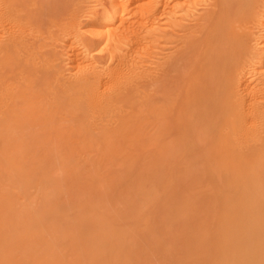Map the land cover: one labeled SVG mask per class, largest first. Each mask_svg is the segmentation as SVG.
Returning a JSON list of instances; mask_svg holds the SVG:
<instances>
[{
	"label": "bare ground",
	"instance_id": "bare-ground-1",
	"mask_svg": "<svg viewBox=\"0 0 264 264\" xmlns=\"http://www.w3.org/2000/svg\"><path fill=\"white\" fill-rule=\"evenodd\" d=\"M29 1L0 0V264H149L151 252L161 257V264H252L251 259L257 255L261 256V262L256 258L255 261L264 264V82L259 79L258 83L256 78L255 83L250 79L251 69L258 64L259 67L264 66V34L256 36L263 47L258 52L256 48H251L253 43L251 47L248 46L250 42L247 43L246 38L250 30L247 29L248 34L245 32L248 25L258 23L264 33V0H208L203 13L193 18L196 24L184 26L187 31L182 28L186 33L181 38L177 35L179 41L175 40L178 42L176 44L179 46L180 42L181 45L171 52L165 62L158 64L160 67L154 73L148 70L151 67L146 60L142 59L141 62L148 65L147 70L151 74L145 68L141 70L142 67H136L139 62L136 65L133 63L134 58L137 59L135 56L133 58L135 50L133 55L131 49L127 55L122 50V55L115 48L111 52L107 50L108 54L105 52V59H110L111 63H108L109 60L108 67L107 64L103 65L105 69L99 66L98 69H103L99 76H91L86 73L90 71H84L82 76L76 77L75 82L73 79L72 85L58 82L53 91L49 82H55L56 78L54 81L48 78L46 85V74L45 79L38 77L36 72L32 73L35 77L31 75L32 58L38 61L35 57L40 52V49L36 51L35 46L32 48L30 37L23 36L31 25L27 29V26H23V33L19 29L23 20L21 23L18 21L19 28L16 26L18 12L27 9V6L24 8L21 5L25 10L20 11L17 4ZM43 1L40 0L41 7L45 4ZM63 1L65 3L66 0ZM63 1V6H60L56 0L57 4L52 0L54 6H48L50 10L46 8L54 20L66 13ZM107 1L120 19L117 21L119 25L103 29L107 24L102 23L103 27L100 24L102 28L96 29L97 35L104 41L106 33L108 36L110 31L117 30L118 35L114 34L115 37L120 34L118 41L141 39V36H137V31L141 29L138 25L139 29L136 30L133 13V19H129L128 14L126 19L125 12H128L127 7L133 12L136 6L139 9L134 13L141 15V10H144L146 14V8L150 5L152 10L154 6L151 5L152 0L150 3L145 1L146 6L140 3L141 0H136V4L135 0ZM167 2L164 4L162 1L166 7L169 6ZM173 2L177 4L180 1ZM127 3L135 4L134 10L129 4L126 6ZM187 5L190 6V3ZM41 13L44 15V12ZM21 15L26 16L24 12ZM31 17H28L30 21L33 20ZM43 17L42 20H45ZM62 19L65 20L64 17ZM99 21L102 22L101 19ZM128 21L136 24L134 27H129L131 22L127 25L128 29H132L130 35L124 30L127 28L123 29ZM43 22L39 21L41 24ZM141 23V27H145ZM65 26L67 28V24ZM135 27L136 31H133ZM118 28L123 29L126 35ZM41 29L45 31L43 27ZM172 36L175 35L171 34L170 38ZM96 43L99 44L98 41ZM116 45L120 46L118 43ZM44 52L46 56L49 50ZM135 55L138 56L137 53ZM79 56H75V59ZM46 57L47 60L51 58ZM81 58L83 56L79 60ZM81 61L78 63L83 65ZM87 64L84 68L88 67ZM259 70L253 73L261 74L259 72L262 70ZM19 71L23 74L18 75ZM261 76L264 78V75ZM47 98L54 106H51L52 109H46L49 103L44 106ZM60 107H64L63 110L65 107L71 108L78 114L85 112L87 116L90 113L92 119L93 114L98 117L102 115L100 122L105 120L106 124L100 126L98 121L95 122L100 126L97 132V128L94 130L91 126L93 134L98 133V138L92 134L94 141L89 142L100 144L103 147L101 152L105 155L115 149L124 152L132 149L139 157L151 158L149 167L143 163L133 171L132 154H125L124 170L120 177L117 176V191L112 199L124 205V215L110 213L106 206L108 199L102 191L104 180L92 172L88 174L90 178L81 177L75 170L78 168L71 165L73 160L69 161L73 156L66 158L69 149H66L65 157L60 154H57V158L51 156L52 140L50 144L45 139L49 135L46 131L50 132L45 129L48 128L45 123L48 117H60L57 114ZM124 107L127 110L122 111L125 112L120 116L123 119H119L121 122L115 125V117ZM68 113H65L66 116ZM73 115H69V121L77 117ZM50 120L53 123V118ZM76 120L79 121L78 118ZM114 120L115 127L110 123ZM91 122L94 123V120ZM85 127L83 129L91 136L90 125V131ZM79 128L77 134L80 135L84 131L81 126ZM52 129H55L52 130L54 133L59 131L58 128ZM71 131L75 132L76 129L71 128ZM86 136L85 142L83 135L81 140H76H79V149L81 146L85 149L90 147L88 145L92 146L87 143L92 136ZM30 157L33 158L32 162L28 160ZM73 165L76 167V164ZM57 171H64L66 178H55L53 175ZM147 182L148 191L144 192ZM178 183L180 188L177 190ZM33 185L41 187L36 204L29 192ZM159 191L163 192L162 197ZM65 192L71 194L72 199L60 202ZM151 202L154 203L150 207ZM119 217L122 220L130 219L132 224L119 226Z\"/></svg>",
	"mask_w": 264,
	"mask_h": 264
},
{
	"label": "rangeland",
	"instance_id": "rangeland-1",
	"mask_svg": "<svg viewBox=\"0 0 264 264\" xmlns=\"http://www.w3.org/2000/svg\"><path fill=\"white\" fill-rule=\"evenodd\" d=\"M31 1V2H30ZM29 2H27L26 4H20V5H18L17 4V6H18V8H19V10L21 11L22 9H24L25 8V6H27V9H26V11H22V12H18V17H17V20L14 22V24H16V26L18 27L19 26V24L21 23V20H23L22 21V23L20 24V28L19 29H21V32L23 31L22 29H24L25 30V28H22L23 26L25 27V26H27L26 27V29L28 28V30H25L24 31V34L25 35H23L25 38H28V37H30V39H29V41H31L30 42V45L32 46V48L34 47V48H36L35 50L36 51H38L39 49V51L40 52H38L37 54V56L35 57L36 59H39L38 61L36 60L35 61V59L34 58H32L33 59V63L31 62V66H32V64H33V66L31 67L32 69H31V75L32 76H34L35 74H32V73H34V72H36V74H37V76L38 77H40V76H43L44 77V79L46 78V76H45V74L47 75V78H46V85L48 84V78H49V80L51 79V80H53V79H55V82H52V83H50L49 82V85H50V89H51V91H53V88H54V85H56V83H58V84H62V85H65L66 84V86H68V85H72L71 83H74L76 80H77V78H79L80 76H82V73L84 74L85 72L84 71H90V72H86V73H88V74H92L91 76H99L102 72H101V69L103 68V69H105L106 68V66H103V65H105V64H107V67H108V63L110 64L111 63V60L110 59H105L106 57V53L105 52H107V50L109 51V52H111L110 50H114L115 48H116V52L117 53H121L122 55H124V52L122 51V50H124L125 51V54L127 55V53L129 52V54H130V51L132 50V52H131V54L133 53H135V52H133L134 50L136 51V53L138 54V56H136L135 54L133 55V58H134V56L135 57H137V59L136 58H134V64L136 65V64H138L137 62H139V64L138 65H136V67H138V68H140L141 69V67H142V69L141 70H144V68H145V70L147 71V73L148 74H151V72L153 71V73H154V70L155 71H158V64H162L163 62H165V60L167 59V57L171 54V52H174L176 49H178V47L181 45V43L179 42V46H178V44H176V43H178L177 41H179V37L181 38V36L183 35V34H185L186 33V27H188L189 25H195L196 23L195 22H197L196 20H194V19H196L197 18V15H199V14H202L203 13V11H204V9H205V7L208 5V0L206 1H204V0H184L185 1V3H184V1H183V3L185 4H183L182 3V1L181 0H179L180 2H178L177 4L176 3H174L173 2V0H169V2H167L166 0H152L151 1V5L153 6V7H155V8H153L152 7V10H150L151 8H149V6L146 8V14H145V12H144V10H141V13H143V14H141L140 15V13L139 12H135L134 13V11H136V9H139L138 7L136 8V6H134L136 3H138L136 0V2H135V4H133L132 5V3L131 4H129V3H127V5L126 6H128V4L130 5V7H132V9L135 7V10L132 12V10L129 8V7H127V9H128V12L126 13L125 12V17H126V19H127V15L126 14H128V17H129V19L130 18H132V16H133V18L136 20V24H137V26H136V24L135 23H133V21H135V20H133V21H130L131 22V24H130V22L128 21V22H126L124 25H125V27H124V25H123V29L124 28H127L128 26V24H130L129 25V27H131V25H133V27L134 26H136L137 27V29H136V27L133 29V31H136V30H138L139 29V27H140V29L141 30H139V31H141L140 33H139V31H137L138 32V35L137 36H141L142 38V40L141 39H135V38H132V39H130V41H133V44H134V42H135V44H136V46H135V44L134 45H132V42L130 43V41L128 42V39H121L122 38V36L120 37V39L121 40H119L118 41V37L120 36V34H119V36L118 37H115V34H114V32L116 33V36L118 35V32H116L117 30H115L114 32H112V31H110V35L111 36H113V34H114V36L113 37H111L110 35H108L107 36V33H106V35H105V38H103L104 39V41L101 39V37H100V35L98 36L97 35V31H96V29L97 30H100L102 27H103V24L102 23H104V24H107V27H104L103 29H107L108 27L109 28H116V26L118 27V25H119V22L117 23V21H120V19H119V17H116L115 16V13H113L114 12V10H113V7L111 6V4L109 3V1H107V0H66L65 1V3H64V1H63V4H65L64 6L66 7L65 9L66 10H64L66 13H62L63 14V17L65 18V20L64 19H62L63 17H62V15H61V17L60 18H58V20L57 19H53V17H51L50 16V14H48V9H46V8H49L50 6H54V3H56L58 0H56V2H55V0H54V3L52 2V0H42L43 1V3H45V4H43L42 2V4H43V7H41L40 6V0H30ZM35 1V2H34ZM49 1H50V3H49ZM60 1V0H59ZM57 2L60 6H63L62 5V1H60V2ZM103 1V2H102ZM132 1V2H133ZM145 1H147V2H149L150 0H141L140 1V3H145ZM155 1V2H154ZM162 1H163V3L164 2H167L168 3V5L169 6H167L166 7V5H164V4H166V3H162ZM177 1V0H176ZM188 1V2H187ZM200 1V2H199ZM36 2H38V3H36ZM46 2H48V4L46 3ZM66 2H71V4L69 5L68 3H66ZM146 2V3H147ZM158 2V3H157ZM171 2V3H170ZM175 4V6H174V4ZM207 2V3H206ZM30 3H32V5H33V7H31L32 5L29 4ZM56 3V4H57ZM107 3V4H106ZM146 3H145V6H146ZM150 3V2H149ZM152 3H154V4H152ZM157 3V4H156ZM170 3V4H169ZM179 3H181L180 5H179ZM190 3V6H188L187 4H189ZM196 3V4H195ZM35 4H37L38 6V8L37 7H35L36 5ZM41 4V5H42ZM69 5V7L71 8H69V7H67V5ZM106 4V5H105ZM21 5H24L23 7L21 6ZM45 5H47L46 7H45V9H44V6ZM58 5V6H59ZM104 5H105V7H104ZM173 5V6H172ZM176 5H177V7H176ZM196 5V6H195ZM205 5V6H204ZM31 7V11L28 9L29 7ZM49 6V7H48ZM56 6V5H55ZM107 6V7H106ZM134 6V7H133ZM157 6V7H156ZM159 6V7H158ZM188 6V7H187ZM20 7H22V8H20ZM35 7V8H34ZM151 7V6H150ZM161 7V8H160ZM167 9H166V8ZM170 7V8H169ZM171 7H172V9H171ZM174 7V8H173ZM39 8H41V9H39ZM43 8V9H42ZM67 8H69L68 10H67ZM177 8V9H176ZM189 8V9H188ZM38 9L39 11L40 10H43V11H40V12H37L36 10ZM157 9V10H156ZM161 9V10H160ZM171 9V10H170ZM175 9V10H174ZM242 9H245V7H243ZM18 10V11H19ZM25 10V9H24ZM28 10V11H27ZM35 12H34V11ZM45 10V11H44ZM49 10H50V8H49ZM71 10V11H70ZM148 10V11H147ZM170 10V11H169ZM263 10V8H261V11ZM30 11V12H29ZM63 11V12H64ZM140 11V10H139ZM156 11H158L157 13H156ZM162 11V12H161ZM165 11H168V13L167 12H165ZM175 11V12H174ZM23 12H24V14H26V16L25 15H21V14H23ZM41 12H44V15H45V17H43L44 15H43V13H41ZM131 12V13H130ZM154 12V13H153ZM19 13H21V14H19ZM67 13L69 14V15H67ZM132 13H133V15H132ZM137 13V14H136ZM147 13H148V16L150 15V14H154V16H149V18L147 17ZM32 14V15H31ZM35 14H39L40 16L42 15V17L43 18H45V22H43V20H42V17L41 18H39L37 15H35ZM64 14H66L67 15V17H65L66 15H64ZM109 14H110V17H109ZM130 14V15H129ZM172 14V15H171ZM30 15V16H29ZM35 15V16H34ZM48 15V16H47ZM108 15V16H107ZM132 15V16H131ZM135 15V16H134ZM142 15H143V17H142ZM20 16V17H19ZM31 16H33V20H31L30 21V19H32V17ZM38 17V19H41V20H39L40 22L42 21L43 23L41 24V23H39V21H38V19H37V17ZM47 16V17H46ZM104 16V17H103ZM114 16L117 18H114ZM131 16V17H130ZM136 16H138V18H136ZM23 19H22V18ZM24 17H26L27 19H28V17H31L30 19H28V22L25 20V18ZM34 17H36L35 19H34ZM50 17V18H49ZM111 17L113 18V20L111 19ZM144 18V21H147L146 23L144 22V21H142V18ZM153 17V18H152ZM47 18H49V20L47 19ZM96 18V19H95ZM132 18V19H133ZM141 18V19H140ZM148 18V20L150 19V21H148V20H145V19H147ZM194 18V19H193ZM62 19V20H61ZM95 19V20H94ZM101 19V21L102 22H100L99 20ZM114 19H116V20H114ZM119 19V20H118ZM128 19V20H129ZM152 19V20H151ZM47 20V21H46ZM111 20V21H110ZM137 20H141L140 22H142L141 24H144L143 26H145V27H141L142 25H140L139 23V21H137ZM18 21H20V23H18ZM25 21V23L24 24H26V25H24L23 24V22ZM32 21L34 22L33 24H35L36 22H37V24H40L41 26L39 27V25L37 26V24L36 25H32ZM61 21H63V22H61ZM98 21H99V23H98ZM127 21V20H126ZM55 22V23H54ZM57 22V23H56ZM60 22L62 23L61 25H58V24H60ZM66 23L67 24V28H66V24L65 25H63V23ZM75 22V23H74ZM115 22V23H114ZM173 22V23H172ZM255 22V21H254ZM253 22V23H254ZM46 23V24H45ZM48 23V24H47ZM115 24V26H113L114 24ZM173 25H172V24ZM175 23V24H174ZM252 22H250V24H251ZM50 24H53V25H50ZM55 24V25H54ZM100 24H102V27H100L99 25ZM110 24H112L111 26H108V25H110ZM42 25H45V26H42ZM50 25V26H49ZM138 25H139V27H138ZM152 25H154V26H152ZM188 25V26H187ZM252 25V24H251ZM248 25V27L247 28H245L246 30H245V32L246 31H249L250 32V34H252V32L251 31H253V33L254 34H252V35H250V34H248V32H246L247 34H248V37L246 38V40H247V43L248 42H250L249 43V47H251V43H253V45H252V47L251 48H256L257 50H258V52L259 51H261V48H263L262 47V44H260V43H258V39H257V37H260V35H263L264 33H262V29L261 28H259V27H261V25L260 24H258V23H256V24H254V25ZM260 25V26H259ZM39 27V30H38V28L37 27ZM56 26H58V27H56ZM61 26V27H60ZM72 26V27H71ZM96 26H98L99 27V29H98V27L96 28ZM184 26H186L185 28H184ZM253 26H255L256 28H258V29H256L255 27H253ZM34 27H36L35 29H34ZM41 27H43V29H45V31H42V29H41ZM47 27V28H46ZM49 27V28H48ZM52 27H54V28H52ZM56 27V28H55ZM63 27H65V30H63L64 28ZM119 27H122V26H119ZM132 27V28H133ZM146 27H148V28H146ZM151 27H152V29H151ZM169 27V28H168ZM32 28V29H31ZM51 28V29H50ZM63 28V29H62ZM142 28L144 29V30H142ZM154 28H155V30H154ZM159 28V29H158ZM182 28H183V30L185 29L186 31H184V33H183V30H182ZM253 28H254V30H253ZM47 29V30H46ZM55 29V30H54ZM68 29V30H67ZM118 29H120L121 31H122V33L124 34L125 32H124V30H126V32L128 31V34L130 35L131 34V31H132V29L131 28H127V29H121V28H118ZM130 29H131V31H130ZM136 29V30H135ZM156 29H158V30H156ZM189 29V28H188ZM247 29H249V30H247ZM31 30V31H30ZM41 30V31H40ZM154 30V31H153ZM174 30V31H173ZM180 30V31H179ZM182 30V31H181ZM261 31V33L259 32V31ZM29 31V32H28ZM32 31L34 32V33H32ZM37 31V32H36ZM96 31V32H95ZM106 32L108 31V30H105ZM119 31V30H118ZM130 31V32H129ZM143 31H145V33L146 34H144V32ZM150 31V33L149 34H147L148 32ZM153 31V32H152ZM42 32V33H41ZM51 32V33H50ZM181 34H180V33ZM23 33V32H22ZM30 33V34H29ZM38 33V34H37ZM45 33V34H44ZM95 33H96V35H95ZM121 33V35H123ZM143 33V34H142ZM256 33V34H255ZM260 33V34H259ZM37 34V35H36ZM42 35V36H39V35ZM109 34V33H108ZM140 34V35H139ZM142 34V35H141ZM153 34H154V36H153ZM171 34H173V35H175V36H172V38H170L171 37ZM257 34H259V35H257ZM28 35V36H27ZM32 35H36V37L35 36H33L32 38H31V36ZM44 35V36H43ZM124 35H126V34H124ZM123 35V36H124ZM150 35V37H148V36ZM177 35H179V37H177ZM27 36V37H26ZM111 38H113L112 40L110 39V37ZM147 38H146V37ZM167 36H168V38H167ZM250 36H252L253 38H251ZM257 36V37H256ZM109 37V38H108ZM115 37V38H114ZM155 37V39H153ZM166 37V38H165ZM262 37V36H261ZM39 38H42V39H39ZM99 38L101 39V40H99ZM118 38V39H117ZM140 38V37H139ZM134 39H135V41H134ZM33 40V41H32ZM36 40H38V41H36ZM117 40V41H116ZM175 40H177V41H175ZM250 40V41H249ZM255 42H254V41ZM257 40V41H256ZM36 41V42H35ZM94 41H98V43L99 44H97L96 42H94ZM114 41L116 42V44L118 43L120 46H118V45H116L115 43H114ZM124 41H125V43H124ZM102 42V43H101ZM106 42H107V44H106ZM120 42V43H119ZM127 42V43H126ZM34 43H36V44H34ZM40 45H39V44ZM114 44V45H113ZM125 44V45H124ZM257 44V45H256ZM259 44V45H258ZM121 45H122V47H121ZM124 45V46H123ZM133 46V47H130V46ZM175 45H177V46H175ZM254 45H256V46H254ZM115 46V47H114ZM126 46H128V47H126ZM135 46V47H134ZM174 46V47H173ZM38 47V48H37ZM106 47H107V49H106ZM109 47V48H108ZM120 48V49H118L117 50V48ZM130 47V48H129ZM123 48V49H122ZM132 48H134V49H132ZM137 50H136V49ZM128 49V50H127ZM129 49H131V50H129ZM173 49V50H172ZM260 49V50H259ZM48 50H49V52H48ZM105 50V51H104ZM44 51H46V52H48V53H46V56H48V57H53L52 59L51 58H48V60L46 59L47 57L45 56V52ZM77 51L79 52V55L77 54ZM128 51V52H127ZM149 51V52H148ZM42 52V53H41ZM109 52H107V54L109 53ZM75 53H76V55H75ZM119 53V54H120ZM44 54V55H43ZM128 54V55H129ZM40 55V56H39ZM42 55L45 57V59H44V57H42ZM54 55V56H53ZM105 55V56H104ZM141 55V56H140ZM75 56H79V57H82L83 56V58H81L80 60H79V57H77L76 59H75ZM85 56V57H84ZM139 56H140V58H139ZM143 56V57H142ZM55 57V58H54ZM102 57H104V59L102 58ZM129 57H130V55H129ZM132 57V56H131ZM142 57V58H141ZM40 58H41V60H40ZM140 60H139V59ZM164 58V59H163ZM55 59V60H54ZM84 59V60H83ZM89 59V60H88ZM103 59V60H102ZM136 59V60H135ZM143 59V61H145L146 63H149L148 65H149V67H151V68H153L154 66H155V64H157L155 67L157 68H155L154 67V69H149L148 68V65L147 64H145V62H144V65H143V61L141 62V60ZM44 60V61H43ZM46 60V61H45ZM84 62H82V61ZM110 60V61H109ZM150 60V61H149ZM162 60V61H161ZM42 63H41V62ZM51 61V62H50ZM79 61H81L82 62V64L83 65H81V64H79L78 62ZM92 61V62H91ZM109 61V62H108ZM152 61L154 62V63H152ZM87 62H88V64H87ZM90 62V63H89ZM104 62H106V63H104ZM108 62V63H107ZM136 62V63H135ZM152 64H151V63ZM40 63V64H39ZM44 63V64H43ZM85 63L88 65V67H85L84 68V66H85ZM140 63H141V66H139L140 65ZM35 64V65H34ZM49 64V65H48ZM80 65L79 67L78 66H76V65ZM90 64L91 65H93V66H91L90 67ZM152 66H151V65ZM37 65L39 66V67H37ZM51 65V66H50ZM86 65V66H87ZM102 65V68L101 69H98L99 68V66H101ZM259 65V64H258ZM258 65H256V66H258ZM35 66V67H34ZM50 66V67H49ZM82 66H83V68H82ZM98 66V67H97ZM147 66V67H146ZM256 66H255V68H253V69H251V71H253V72H257V71H255L256 69H260V70H262V72L264 71V66H261V67H257L256 68ZM43 67H45V68H43ZM97 67V68H96ZM160 67V66H159ZM34 68V69H33ZM37 69V71H36V69ZM40 68V69H39ZM79 68H81L82 69V72H81V69H79ZM91 68V69H90ZM93 68V69H92ZM147 68H148V70H151V72H149L148 70H147ZM48 69V70H47ZM86 69V70H85ZM102 69V70H103ZM96 70H98V72L96 71ZM100 70V71H99ZM259 70V71H260ZM258 71V72H259ZM43 72V73H42ZM81 72V73H80ZM92 72V73H91ZM253 72H251L250 73V75L253 77V75H255V78L253 77V79H252V77L250 76V79H251V82H252V80L254 81V79L256 80V78H257V82L259 83V79H261V80H263V81H261L262 83L264 82V78H262V76L261 75H264L261 71L259 72V73H261V74H258V73H253ZM19 74L18 75H20V74H23V72L22 71H19L18 72ZM51 73H52V75L53 76H55V77H53V76H51ZM78 73H79V75H78ZM98 73H100L99 75H98ZM43 74V75H42ZM81 74V75H80ZM48 75H49V77H48ZM57 75V76H56ZM36 76V75H35ZM34 76V77H35ZM51 76V77H50ZM78 76V77H77ZM260 76V77H259ZM31 77V76H30ZM77 77V78H76ZM264 77V76H263ZM73 79H74V82H73ZM76 79V80H75ZM54 81V80H53ZM255 82V81H254ZM257 82H255V83H257ZM260 82V83H261ZM261 85V87H263V84H260ZM44 88H48V87H44ZM264 88V87H263ZM50 90H48V92L49 93H52ZM49 98H47V100H48ZM46 99H45V102H44V106L46 107V104H48V106L46 107V109H52V107H54L52 104H50V99L47 101ZM44 101V100H43ZM46 103V104H45ZM52 106V107H51ZM68 107H70V106H68ZM68 107H65L66 109V111L65 110H63L64 109V107L61 109V107L59 108V109H57V112H58V110H59V112L57 113L60 117H57V118H55V117H52L53 118V123H52V121L50 120V119H52V118H50V117H48V121H49V123H48V121L46 120V123L45 124H47L46 125V127H48V128H45L46 130L47 129H49V131L50 132H53V131H55V129L53 130L52 128H58L59 129V131L61 132H59L58 130H56V132H57V134H56V132L54 133V134H56V135H54L53 133H48V130L46 131L47 133L46 134H49L48 136L46 135V137H45V139L46 140H49V142H50V144H51V141L50 140H52V145H51V148H52V153H53V155H51V153H50V151H49V153H50V155L51 156H54L55 158H57V154H60V156L62 155V156H64L65 157V155H66V149H69L68 150V154H69V152H70V154L68 155H66V158L68 159L69 158V156H73L72 157V159H69V161H71L72 162V160H73V164H76V167H74V165L73 164H71L72 165V167L73 168H78V169H75V170H78V172H79V174H80V176L82 177L83 176V178L84 179H86L85 177L87 176V178H90V177H88V174H90V172H92L93 174H95V175H97L98 177H100L101 178V180L105 183V184H103L102 185V188H103V192H104V195L107 197V199H108V201L106 202L107 203V205L106 206H108L107 207V209L110 211V213H113V214H118V213H122L121 215H124V212L126 211V208L124 207V205L123 204H121V203H119V202H115L114 200H112L113 198H115V195H116V191H117V189H116V185H118V180H119V177H120V174L122 173V171L124 170V159H125V154H127V155H129V154H132V158L134 159H132L131 157H130V160H131V164H133L132 166H133V171H135L136 170V167L140 164H142L143 165V163L144 164H146V166H150L151 165V162H152V160H151V158H149V157H147V156H143V157H139L137 154H135V152H133L132 151V149H127L125 152L124 151H121L120 149L118 150V149H115V150H113L109 155H105V153L104 152H101L102 151V146H100V144L98 145V144H96V143H91L92 142V140L94 139V134H95V132H94V134H93V130L92 129H94V130H96V128H97V130H96V132L98 131V128L101 126V124L102 123H105L106 121L105 120H103V121H101L100 122V119H101V116L102 115H99V117H98V115L96 114H93V119L91 118L92 116L90 115V113H88V115L89 116H91V117H89V116H87L86 114H85V112L82 114H78V113H74L72 110H71V108H68ZM56 108V107H55ZM67 108H68V110H67ZM193 108H191L190 110H192ZM124 110H127V108L126 107H124V109H122V110H119V112H118V114H117V116L115 117V120H116V122H115V120L114 121H112V122H110L111 123V126L114 124V122H115V125H117L118 123H120L121 122V120L123 119V118H121L120 116L122 115L123 116V114H125V112H122V111H124ZM62 112V113H61ZM70 114H69V113ZM61 113V114H60ZM68 113V115L66 116V114ZM64 114V115H63ZM72 114H74L73 115V117H75V116H77L76 118H71L70 120H72V121H69L68 120V118H70V116H72ZM55 115H56V113H55ZM70 115V116H69ZM95 115V116H94ZM82 116H85V117H82ZM119 116V117H118ZM60 118V119H59ZM78 118V120L79 121H77L76 119ZM79 118H81V119H79ZM83 118H85L84 120H83ZM98 120H97V119ZM104 118H105V116H104ZM64 119H66V120H64ZM91 119V120H90ZM119 119H121V120H119ZM59 120H60V122H59ZM69 122H68V121ZM81 120L83 121V122H81ZM87 120V121H86ZM94 120V123L93 122H91V121H93ZM78 122V124L76 123V122ZM99 123H98V122ZM120 121V122H119ZM57 122V123H56ZM68 122V123H67ZM92 123V125L90 124V123ZM95 122H97L98 123V125H100V126H98V125H96L97 123H95ZM123 122V121H122ZM109 123V124H110ZM54 125V126H52V125ZM57 125V127H55L56 125ZM80 124V126L82 127L81 129H83L85 126V128H86V130L88 129V126L90 125V129H91V126H93V128L91 129V136H92V138H91V136H90V134H89V132H86L85 131V129H83V131H84V133H88V134H85V135H88V136H86L87 138L89 137V138H91V139H88V142L87 143H90V144H92V146L91 145H88V146H90V147H88V148H86L85 149V147L83 146H81L80 147V149L81 148H83V149H85L84 151L83 150H80L79 149V147L77 146V145H79V140L78 141H76L77 139H82V135H83V139H84V142H85V139L86 138H84L85 137V135H84V133H80V135H79V133L77 134V132H78V130L80 129L79 127L80 126H77V125H79ZM84 124H86V125H84ZM106 124V123H105ZM59 125V126H58ZM84 125V126H83ZM115 125H113V127H115ZM95 126V127H94ZM97 126V127H96ZM61 128H63V130L61 129ZM71 128L72 129H76V131L75 132H73V131H71ZM51 129V130H50ZM90 129H88L89 131H90ZM53 130V131H52ZM62 130V131H61ZM64 131V132H63ZM82 131V130H81ZM59 132V133H58ZM79 132H80V130H79ZM52 134V135H51ZM93 134V135H92ZM98 134V133H97ZM97 134H95V136H96V138H98L97 137ZM54 135V136H53ZM78 135V136H77ZM45 136V135H44ZM80 137V138H79ZM54 138V139H53ZM95 138V139H96ZM87 140V139H86ZM60 141V142H59ZM62 141V142H61ZM83 141V140H82ZM89 141H91V142H89ZM94 141V140H93ZM75 142V143H74ZM76 142L78 143V144H76ZM97 142V141H96ZM57 144H58V146H57ZM75 144V146H74V148H73V145ZM70 145V146H69ZM72 145V146H71ZM54 146V147H53ZM57 146V147H56ZM71 147V148H70ZM102 147V148H101ZM76 148H78V150L76 149ZM149 149H152V148H149ZM72 151V154H71V151ZM74 150H77V151H74ZM65 151V152H64ZM128 151H130V152H128ZM63 154H62V153ZM74 152V153H73ZM75 152H76V154H75ZM44 153V152H43ZM43 153H41V157L43 156ZM49 153H46V155H48ZM55 154H56V156H55ZM74 154V155H73ZM45 155V154H44ZM135 155V156H134ZM59 156V155H58ZM68 156V157H67ZM74 156H77V157H74ZM33 157V156H32ZM32 157H30V159H28V160H31V162L33 161L32 159ZM135 157V158H134ZM76 158V159H75ZM58 159H60V157L58 158ZM57 159V160H58ZM182 159V158H181ZM180 159V160H181ZM183 160V159H182ZM181 160V161H182ZM74 161H75V163H74ZM77 161V162H76ZM30 162V161H29ZM58 162V161H57ZM183 162H185V161H183ZM78 164V165H77ZM81 165V166H80ZM182 165H184V163H182ZM78 166V167H77ZM183 167V166H182ZM93 169V171H91V170ZM82 170V171H81ZM116 172H115V171ZM58 172V171H57ZM96 172V173H95ZM115 172V173H114ZM65 172L64 171H59L58 173H55V175H53L55 178H57V179H65L66 177H65V174H64ZM91 173V174H92ZM119 173V174H118ZM117 174V175H116ZM114 175V176H113ZM116 175V176H115ZM60 176V177H59ZM91 176V175H90ZM117 176H119V177H117ZM35 184H39L38 182L36 183L35 182ZM115 185V186H114ZM178 188H177V185H176V188H177V190L180 188V183H178ZM35 186V187H34ZM39 187H36V185H33L30 189H29V192H30V194H31V196L33 197V200L35 201V204L36 203H38L39 202V195H40V192H41V187H40V185H38ZM108 189H107V188ZM114 187V188H113ZM148 187H149V183L147 182L146 184H145V190H144V192H147L148 191ZM40 188V189H39ZM74 195V194H73ZM114 195V196H113ZM159 196L160 197H162L163 196V192L162 191H159ZM71 199H72V196H71V194H69V193H63L62 195H61V198H60V202H69V201H71ZM67 200H69V201H67ZM113 202V203H112ZM72 203V202H71ZM152 204H150V207L151 206H153V203L154 202H151ZM123 208H122V207ZM118 224H119V226H122V227H128V225H131L132 224V221L129 219V220H125V219H123L122 220V218H120L119 217V221H118ZM153 256V257H152ZM257 256H258V258H257ZM257 256H255L254 258H252L251 260L253 261V263H252V261L250 262V263H252V264H260V263H257V261L258 262H261L260 260V258L259 257H261V256H259V255H257ZM153 258V259H152ZM255 258H256V260L257 261H255ZM149 259L151 260V264H161L162 263V259H161V257L159 256V255H157V254H155V253H152L151 252V254H150V257H149ZM155 259V260H154ZM157 259V260H156ZM160 259V260H159ZM154 260V261H153ZM216 261V260H215ZM256 262V263H255ZM149 263V264H150ZM211 264V263H210ZM212 264H216V263H212ZM244 264V263H243Z\"/></svg>",
	"mask_w": 264,
	"mask_h": 264
}]
</instances>
